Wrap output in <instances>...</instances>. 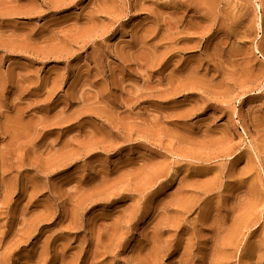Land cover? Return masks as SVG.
Segmentation results:
<instances>
[{
    "label": "rangeland",
    "instance_id": "obj_1",
    "mask_svg": "<svg viewBox=\"0 0 264 264\" xmlns=\"http://www.w3.org/2000/svg\"><path fill=\"white\" fill-rule=\"evenodd\" d=\"M0 264H264V0H0Z\"/></svg>",
    "mask_w": 264,
    "mask_h": 264
}]
</instances>
